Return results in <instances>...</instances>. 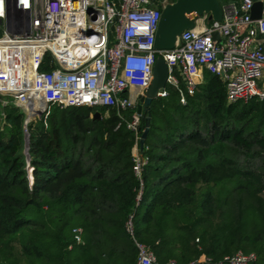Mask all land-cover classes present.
Returning a JSON list of instances; mask_svg holds the SVG:
<instances>
[{
	"label": "trees",
	"instance_id": "trees-1",
	"mask_svg": "<svg viewBox=\"0 0 264 264\" xmlns=\"http://www.w3.org/2000/svg\"><path fill=\"white\" fill-rule=\"evenodd\" d=\"M176 78L148 106L138 174L132 109L48 104L24 126L0 103V264H135L133 240L158 264H264V100L227 102L206 70L192 94Z\"/></svg>",
	"mask_w": 264,
	"mask_h": 264
},
{
	"label": "built area",
	"instance_id": "built-area-1",
	"mask_svg": "<svg viewBox=\"0 0 264 264\" xmlns=\"http://www.w3.org/2000/svg\"><path fill=\"white\" fill-rule=\"evenodd\" d=\"M254 2L260 3L257 18L250 14ZM167 3L170 1L0 0V65L4 67L0 94L16 97L1 103H12L25 112L21 103L34 95L35 103L45 107L99 108L104 109L103 115L114 109L118 117L120 111L132 109L125 126L134 135L133 170L138 174L144 163L137 147L144 112L137 114L135 106L149 85L156 56L166 64L167 83L175 85L179 75L187 94H192L206 70L223 82L227 102L264 100V0H218L219 19L202 12L194 17L191 28L176 36L172 48L157 49L155 33ZM25 60L32 64L28 77ZM130 228L128 220L129 234ZM78 232L74 229L76 242ZM133 244L135 264H158L147 247L135 240ZM206 260L199 256L187 264ZM221 261L259 264L254 253L241 251Z\"/></svg>",
	"mask_w": 264,
	"mask_h": 264
},
{
	"label": "water",
	"instance_id": "water-1",
	"mask_svg": "<svg viewBox=\"0 0 264 264\" xmlns=\"http://www.w3.org/2000/svg\"><path fill=\"white\" fill-rule=\"evenodd\" d=\"M225 1V0H222ZM260 3L254 2L251 8V17L257 18L259 16ZM202 12H209L212 19L217 20L220 17V8L218 0H174L167 3L160 14L157 30L155 33L154 46L157 49H170L173 46L176 36L183 30L191 28L193 25V19L195 16L200 15ZM216 38V34L212 35ZM167 67L161 56H156L152 65V77L147 89L143 96L139 97L135 106V112L137 114L144 112L143 125L137 140V147L139 152L147 132L149 122L148 106L150 102L159 96L167 83ZM21 110V109H20ZM24 114L23 125L30 121L33 114ZM93 119L99 118V113L94 111L92 114ZM24 149L26 161L27 158V133L23 134ZM26 169H29L27 166Z\"/></svg>",
	"mask_w": 264,
	"mask_h": 264
},
{
	"label": "rangeland",
	"instance_id": "rangeland-1",
	"mask_svg": "<svg viewBox=\"0 0 264 264\" xmlns=\"http://www.w3.org/2000/svg\"><path fill=\"white\" fill-rule=\"evenodd\" d=\"M167 2V1H166ZM219 2H222V0H219ZM25 65H26V74H28L29 72H30V70H31V61H28V60H26L25 61ZM4 69V68H3ZM3 69H0V73L3 71ZM21 70V69H20ZM28 77V76H27ZM19 79H21V77L19 78ZM31 97H32V95H31ZM0 98L2 99L1 101H0V103L2 102V101H4L5 99H8V100H12V102L13 101H15V99H16V97H11L10 95H7V94H0ZM26 103H21V105H22V107L24 108V110H25V113L27 114V115H29V113H32V112H34V110H37V109H39L36 105H35V101L37 102L38 100H37V98L35 97V101H34V97L33 98H28L27 96H26ZM20 100H24L22 97L20 98ZM2 104V103H1ZM31 105V106H30ZM39 105H41V104H39ZM41 110L39 111L38 110V112H34V114H33V117H31V119L30 120H34L35 118H37V117H39V116H41L42 114L44 115V113H45V109H46V107L45 106H41V108H40ZM31 110H33L32 112H30ZM27 179H28V183L30 184L31 183V181H32V175H31V169L29 168V169H27Z\"/></svg>",
	"mask_w": 264,
	"mask_h": 264
},
{
	"label": "bare ground",
	"instance_id": "bare-ground-1",
	"mask_svg": "<svg viewBox=\"0 0 264 264\" xmlns=\"http://www.w3.org/2000/svg\"><path fill=\"white\" fill-rule=\"evenodd\" d=\"M26 61V60H25ZM25 61H24V63H23V68H25L26 67V65H25ZM4 67L3 66H1L0 65V69H3ZM25 76H28L27 74H25ZM22 80V77H21V79H18V83H19V81H21ZM28 98H33V96L31 97V95H29V96H27Z\"/></svg>",
	"mask_w": 264,
	"mask_h": 264
},
{
	"label": "crops",
	"instance_id": "crops-1",
	"mask_svg": "<svg viewBox=\"0 0 264 264\" xmlns=\"http://www.w3.org/2000/svg\"><path fill=\"white\" fill-rule=\"evenodd\" d=\"M199 78H200L199 80L201 81L202 80V75L201 74H200Z\"/></svg>",
	"mask_w": 264,
	"mask_h": 264
}]
</instances>
